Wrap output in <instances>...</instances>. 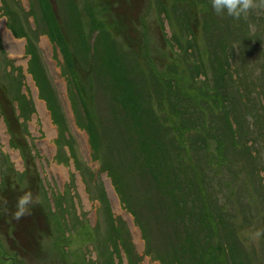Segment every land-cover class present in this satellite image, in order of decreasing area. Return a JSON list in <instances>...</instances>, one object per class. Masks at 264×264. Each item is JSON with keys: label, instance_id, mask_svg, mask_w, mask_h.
I'll use <instances>...</instances> for the list:
<instances>
[{"label": "rangeland", "instance_id": "374dc122", "mask_svg": "<svg viewBox=\"0 0 264 264\" xmlns=\"http://www.w3.org/2000/svg\"><path fill=\"white\" fill-rule=\"evenodd\" d=\"M207 16L218 24L206 28ZM229 19L211 0H0V264H264V7ZM220 31L231 38L214 46ZM150 73L194 99L200 119L198 103L220 82L239 88L246 102L236 118L249 126L242 145L254 157L224 155L225 138L171 112ZM141 78L148 98L134 87ZM173 120L199 127L176 132ZM136 136L149 155L171 141L164 160L186 181L184 161L196 158L211 225L139 174L132 151L121 156L130 167L118 162L116 145ZM25 192L30 215L17 221Z\"/></svg>", "mask_w": 264, "mask_h": 264}, {"label": "trees", "instance_id": "16d2710c", "mask_svg": "<svg viewBox=\"0 0 264 264\" xmlns=\"http://www.w3.org/2000/svg\"><path fill=\"white\" fill-rule=\"evenodd\" d=\"M232 18V17H231ZM218 18H214L213 16L209 17L207 16V26L206 28L210 25V23H217ZM230 22H232V24L235 23V20L229 19ZM208 21V22H207ZM222 37L226 38L223 40H229L231 37L225 36V34L220 31L217 33L216 35V39L214 42V46L218 43L221 42ZM234 38V37H232ZM222 40V41H223ZM221 75V73H220ZM116 76V75H114ZM115 78V77H114ZM116 78H118L117 81V85L119 88L127 91L132 97L135 95L131 94L132 93V89L129 88L123 81V78H120V76H116ZM150 80L149 83H152L153 85L151 87L156 89V93L158 96L160 95H164L166 97H168L169 99V107H170V111L171 112H176L177 114L180 115V117L183 118H189L190 115L193 118L192 122L195 123H200V126L205 124L208 125L209 128V135L212 136H223L225 138V140H220L223 144V149H224V155H227V153H231L233 151V149H237V148H241L245 153H247L248 155H250L252 158L253 156V150L250 149V144L247 143V141L245 143H247V148L244 147L243 144V140H244V136H245V140H252L250 138V131H249V126L248 124H243L242 128L245 131V134L243 135V130L241 128V126L239 125V119L236 118V116L238 114L241 113L242 108H240L238 106L239 104L244 105V102H246L245 96L240 93L238 91V89L236 90V92L229 90H226V83L225 82H220L218 84V87L216 88V90H219L218 92L215 93H211L209 92L208 95L204 98V101H202L201 103L199 102L198 105L201 106V108H207V110H205V115L204 118L200 119V113L202 114L201 111H203L202 109H198L197 106L196 108L199 110H197L195 108L194 105H196V102L194 101V99H192L193 101H191V99L189 97H184V96H179L180 94H178L177 92V88L176 86H174V83L172 80L170 79H166L163 80L162 78H160L158 75L154 74V73H150L149 76ZM169 82L166 86L165 83ZM229 81H227L228 84ZM145 85H146V79H140V81L137 83L136 82V89L138 91H140V95L142 93V95L145 98H148L147 93H146V89H145ZM151 85V84H149ZM235 93L238 95L236 97ZM137 96V95H136ZM118 97V96H117ZM160 102V101H159ZM213 104V105H212ZM262 104V103H261ZM184 106L185 108H182L181 106ZM263 106V104H262ZM214 107H218V111L214 110ZM203 108V109H204ZM201 110V111H200ZM219 112V118H217V115ZM188 113L190 115H188ZM188 115V116H187ZM120 115H116L114 113V118L118 117ZM133 116L132 112H128V115L125 114L124 118L120 117V120L122 122L127 123L126 117L131 118ZM241 119H244V117L241 116L240 114V121ZM206 120L208 121V124H206ZM181 121V120H180ZM202 121V123H201ZM161 121L157 120L156 123H160ZM142 124V121L138 122L135 126V128L133 130H136L137 128L139 129V126ZM176 124V132H181L184 131L185 129H189V130H194L197 131V127L196 125L190 126L189 124H185V123H179L178 121L173 120L169 126L171 125H175ZM224 127H223V126ZM134 126V125H133ZM88 128L91 129V132L93 134V140L96 143L97 141V133L95 131V128L93 127L92 123H88ZM167 128V127H166ZM130 129V128H129ZM168 129V128H167ZM128 130V129H126ZM140 131V129H139ZM241 138V146L238 147V141L237 139ZM138 140L137 136L135 139L133 140H125L124 142H121L119 144L116 145V151L117 154L119 155V163H122L123 167H130L127 161L131 162V166L135 165L137 167V171L139 172V174H148L150 175L154 181H161L162 184L165 186V194L168 195H172L174 198H176L178 204H181V207L184 205H187V209L184 211L187 212V214L190 216V218H192L193 216H197L199 222H207L209 225H211L209 223L208 218L206 217V213L203 212V206L205 204L203 195L201 194L200 189L197 187L194 178V172L192 168V161H196V158L194 160H185V165L186 167L190 165V170H191V179L190 181H186L184 180L185 177H181L179 176L180 174H178L179 168L178 165H176V167H173L170 169L171 167V161L169 159L164 160L165 155L167 154L165 152L166 148L171 144V141L168 142V145H166L165 143H162L161 141L154 145V151L152 152V154H148L145 151V144L143 142H139V141H135ZM201 143L198 144V150L201 146V144L203 143V140L200 141ZM226 142H228V144H226ZM244 143V144H245ZM193 145V144H192ZM227 145V146H226ZM229 148V149H228ZM128 151L129 153L132 151L133 154H131V157L127 160V161H123V159L121 158L122 155L125 154V152ZM141 156L140 160L139 157ZM229 159H233L230 155L227 159H221L222 161L219 160V163L222 164L223 166L226 164H229L231 160ZM114 162L116 163V161L114 160ZM229 162V163H228ZM117 166V165H116ZM119 166V165H118ZM169 167V169L167 168ZM254 169L253 166L250 167V170ZM104 170L108 171L106 168H104ZM108 175V173H107ZM184 175V174H183ZM115 180V179H114ZM194 180V181H193ZM115 185V183H114ZM116 187V186H115ZM193 188H196V190L199 192L198 196H195V193L193 192ZM196 191V192H197ZM182 193V199L179 198V194ZM191 196V197H190ZM195 197V199H194ZM120 199V197H119ZM194 199V200H193ZM121 200V199H120ZM197 206H196V204ZM216 216V215H215ZM217 220H219L218 226L222 223L221 221V216H217L216 217ZM193 222V220H191ZM136 222V221H135ZM195 222V221H194ZM228 224H223V228H226Z\"/></svg>", "mask_w": 264, "mask_h": 264}, {"label": "clouds", "instance_id": "9594fccd", "mask_svg": "<svg viewBox=\"0 0 264 264\" xmlns=\"http://www.w3.org/2000/svg\"><path fill=\"white\" fill-rule=\"evenodd\" d=\"M211 5L217 15H227L234 19L247 17L250 10L264 7V0H211ZM32 193L25 192L18 196L15 204L13 218L17 221L30 215L29 205L32 203ZM38 202V201H37ZM262 235L260 231L253 234L254 239H259Z\"/></svg>", "mask_w": 264, "mask_h": 264}, {"label": "bare ground", "instance_id": "6f19581e", "mask_svg": "<svg viewBox=\"0 0 264 264\" xmlns=\"http://www.w3.org/2000/svg\"><path fill=\"white\" fill-rule=\"evenodd\" d=\"M5 34L8 36L9 34H8V32L7 31H5ZM6 35H5V37H6ZM13 54L16 52V49H13L12 48V51H11Z\"/></svg>", "mask_w": 264, "mask_h": 264}]
</instances>
